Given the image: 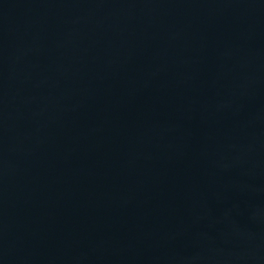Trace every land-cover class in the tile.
<instances>
[{
  "label": "water",
  "instance_id": "1",
  "mask_svg": "<svg viewBox=\"0 0 264 264\" xmlns=\"http://www.w3.org/2000/svg\"><path fill=\"white\" fill-rule=\"evenodd\" d=\"M0 264H264V0H0Z\"/></svg>",
  "mask_w": 264,
  "mask_h": 264
}]
</instances>
